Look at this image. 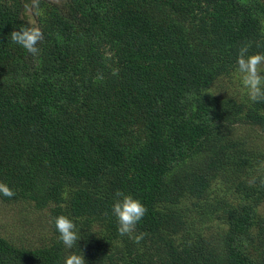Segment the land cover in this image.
I'll use <instances>...</instances> for the list:
<instances>
[{
  "label": "trees",
  "instance_id": "16d2710c",
  "mask_svg": "<svg viewBox=\"0 0 264 264\" xmlns=\"http://www.w3.org/2000/svg\"><path fill=\"white\" fill-rule=\"evenodd\" d=\"M31 5L0 0V200L47 210L52 237L0 234V264H62L59 214L86 264H264V102L214 91L242 46L264 53V0ZM31 25L35 55L11 41ZM117 190L147 208L131 236Z\"/></svg>",
  "mask_w": 264,
  "mask_h": 264
},
{
  "label": "clouds",
  "instance_id": "9594fccd",
  "mask_svg": "<svg viewBox=\"0 0 264 264\" xmlns=\"http://www.w3.org/2000/svg\"><path fill=\"white\" fill-rule=\"evenodd\" d=\"M43 37L41 29L35 25L22 26L11 32L13 44L35 55L39 49L38 41ZM236 72L240 79L243 92L251 103L264 102V53L250 54L247 45L239 49L236 57ZM0 195L12 198L15 190L6 182L0 181ZM111 212L117 223V231L120 235H129L135 231L137 225L147 213L143 202L130 193L117 190L111 204ZM61 241L70 251L62 259V264H86L84 254L74 250L78 241L82 239L81 230L76 221L68 215L59 214L52 220ZM141 236H137L139 240ZM79 246V245H78Z\"/></svg>",
  "mask_w": 264,
  "mask_h": 264
},
{
  "label": "rangeland",
  "instance_id": "374dc122",
  "mask_svg": "<svg viewBox=\"0 0 264 264\" xmlns=\"http://www.w3.org/2000/svg\"><path fill=\"white\" fill-rule=\"evenodd\" d=\"M29 6L28 14L32 22L37 20L34 12V3ZM37 22V21H36ZM264 69V65H261ZM219 94H233L235 96L247 97L243 92L242 85L238 75L225 78L218 82L214 88ZM240 126L238 128H244ZM253 129L247 128L246 132H252ZM264 147V135H259ZM264 149V148H263ZM264 216V203L259 208ZM0 234L7 237L19 246L35 248L48 242L52 237L48 211H36L29 203L7 204L0 200Z\"/></svg>",
  "mask_w": 264,
  "mask_h": 264
}]
</instances>
